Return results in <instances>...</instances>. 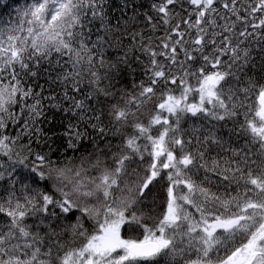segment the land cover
<instances>
[{
	"label": "snow or ice",
	"instance_id": "1",
	"mask_svg": "<svg viewBox=\"0 0 264 264\" xmlns=\"http://www.w3.org/2000/svg\"><path fill=\"white\" fill-rule=\"evenodd\" d=\"M0 264H264V0L0 29Z\"/></svg>",
	"mask_w": 264,
	"mask_h": 264
},
{
	"label": "trees",
	"instance_id": "2",
	"mask_svg": "<svg viewBox=\"0 0 264 264\" xmlns=\"http://www.w3.org/2000/svg\"><path fill=\"white\" fill-rule=\"evenodd\" d=\"M34 0H0V29H8L22 22L24 10ZM127 235V232H125Z\"/></svg>",
	"mask_w": 264,
	"mask_h": 264
}]
</instances>
